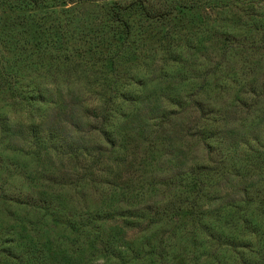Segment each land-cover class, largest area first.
<instances>
[{"label":"rangeland","instance_id":"obj_1","mask_svg":"<svg viewBox=\"0 0 264 264\" xmlns=\"http://www.w3.org/2000/svg\"><path fill=\"white\" fill-rule=\"evenodd\" d=\"M116 1L124 5L133 0ZM147 1L167 15L142 21L133 12L124 13L135 31L122 54L124 70L136 64L134 80L140 84L134 104L124 106L126 117L108 124L97 118L105 107L83 79L77 85L48 83L38 76L45 71L51 50L45 60L32 57H37L34 53L44 38L49 44L55 41L57 25L70 21L74 37L67 43L72 50L82 48L71 52L77 70L85 60L91 66L102 56L91 48L105 52L104 46L110 44L112 2L58 0L53 9L52 4L46 5L37 17L21 6L5 16L0 13L2 27L4 21L16 25L19 46L14 55L10 41L9 46H0V73L18 57H31L34 61L19 69V80L12 87L21 90L19 86L29 84L37 97V104L29 108L12 98L0 101L5 110L0 116V195L5 191L11 198H0V219L9 221L6 210L19 213L12 200L36 201L49 192L54 206H69L58 213L60 225H53L50 218L40 222L49 232L56 256V247L64 249L71 236L66 222L102 218L96 226L107 222L105 229L120 227L119 214L128 208L124 202L128 192L144 191L136 200L140 208L167 205L173 191L182 188L177 181L180 174L192 166L210 161L213 172L222 176L212 182L216 200L206 207L209 210L240 201L245 193L253 195L252 188L264 185V177L251 167L241 169L238 177L232 174L251 155L264 154V0ZM241 72L245 75L239 80ZM8 84L11 81L0 76V90ZM94 106L99 107L95 116ZM105 213L111 218L104 220ZM36 214L32 212L29 219H37ZM175 225L183 229L171 238L174 244H183L187 229L183 219L156 223L149 227L151 234L147 225L122 228L121 234L130 244L140 239L139 243L154 245L160 235L170 236ZM98 229L106 237L107 230Z\"/></svg>","mask_w":264,"mask_h":264},{"label":"trees","instance_id":"obj_2","mask_svg":"<svg viewBox=\"0 0 264 264\" xmlns=\"http://www.w3.org/2000/svg\"><path fill=\"white\" fill-rule=\"evenodd\" d=\"M110 1L112 2L108 31L110 44L104 46L105 52H98L91 48L93 54L102 55L95 59L91 66L85 60L84 67L77 70L71 52L82 51V48L75 47L72 50V46L67 43L68 38L74 37L70 21L57 25L55 41H50L49 44L44 38L34 53L37 57H32L45 60V54L52 51V54H49L51 57L46 61L47 67H43L45 71L38 73L45 82L63 81L81 85L83 79L101 100L97 101L105 107L97 116L105 124L114 122L118 118H125L127 112L124 106L134 104L138 96L136 86L140 82L134 80L136 64L124 70L125 59L122 54L126 51V42L135 35L134 24L131 20L124 18V13L133 12L131 14L140 16L142 21L163 19L167 15L162 10H157L154 4L147 0H133L124 5L116 0ZM56 3L58 0H17V4L9 0H0V13L5 16L6 11L21 6V10L28 9L29 15L37 17L47 7L46 5L52 4L53 9ZM44 16L49 14H43L42 17ZM5 23L4 21L3 27L0 25V46H9L7 43L10 41V49L14 55L15 52L19 53L16 40L18 33L14 31L16 25ZM31 28L35 29V27ZM77 41L83 40L78 38ZM174 52L180 53L176 48ZM32 58L18 57L13 65L4 69L5 72L1 71L0 76H3L6 81H11V85L8 84L5 89L0 90V101L4 102L12 98L15 103L28 108L37 104L35 103L37 97L32 93V89L29 90L27 87L29 84L19 86L21 90L12 87L19 80L17 78L19 69L31 65L34 61ZM244 75L245 73L241 72V76L239 74L237 78L241 80ZM118 78L122 79L120 84ZM98 81H102L103 84L99 85ZM111 86L113 88H109ZM42 101L39 100L38 105L41 106ZM98 108L94 106V116L97 115ZM4 112V107H0V116ZM201 118L203 119L202 115ZM210 145L212 146L209 144L208 147L211 148ZM251 157L245 163L240 162L239 167L235 168L232 173L235 177L241 175V169L246 170L249 167L252 172L264 177V154L257 153ZM220 178L222 176H217V172H213L210 161L208 164L192 166L190 170L180 174L177 181L182 184L180 186L182 188L179 191H173L172 199L166 203L167 205L160 203L151 208L138 207L139 202L136 200L144 196L142 189L137 190L136 195L128 192L124 196V202L128 208L119 214L120 227L112 225L105 229L107 222L102 226H96L97 220L103 221L101 217L95 221L85 218L89 220L85 223H81L82 220L66 222L71 239L67 238L68 243L64 249L60 246L56 247L58 256L53 253L55 245L50 241L49 232L43 231L40 222L50 218L53 225H60L58 213L69 210V206H54L51 200L52 194L48 197L49 192L40 195L41 198L36 201L12 200L11 202H14L20 211L16 214L6 210L5 214L11 215V218L7 222L0 219V264H71L69 262L72 260L77 264H91V262H102V264H264V185L252 188L253 195L245 193L244 199L240 201L223 203L214 210L206 209L216 200L213 196L214 191L210 190L213 187L212 182L214 180L217 182ZM4 192L1 193L0 198L10 201V196L3 194ZM70 210L71 213L74 211L72 208ZM32 212L37 213V219H29V216H33ZM20 215L23 216L21 219H19ZM103 217L106 220L110 219L111 215L105 213ZM176 219L178 221H175ZM181 219L184 220L187 228L183 233L184 240L181 239L183 244L180 242L174 244L171 238L174 235L176 238L177 232L183 229L176 225L170 236L160 235L154 245L142 242L140 244V239L139 241L137 239L139 244H130L121 234L122 228L134 229L140 225H147L146 230L151 234L149 227L155 226L156 223L164 222V220L180 223ZM99 227L107 230L106 237L105 232L102 233ZM87 247H89L88 250Z\"/></svg>","mask_w":264,"mask_h":264}]
</instances>
